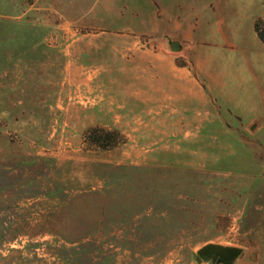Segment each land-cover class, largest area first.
<instances>
[{
	"label": "rangeland",
	"instance_id": "374dc122",
	"mask_svg": "<svg viewBox=\"0 0 264 264\" xmlns=\"http://www.w3.org/2000/svg\"><path fill=\"white\" fill-rule=\"evenodd\" d=\"M256 27L264 0H0V264H264Z\"/></svg>",
	"mask_w": 264,
	"mask_h": 264
},
{
	"label": "water",
	"instance_id": "95a60500",
	"mask_svg": "<svg viewBox=\"0 0 264 264\" xmlns=\"http://www.w3.org/2000/svg\"><path fill=\"white\" fill-rule=\"evenodd\" d=\"M170 49L173 52L180 50L178 43H170ZM240 250L232 247H224L216 244H207L198 250L196 262L199 263L201 259L218 258L224 264H231L232 261L239 255Z\"/></svg>",
	"mask_w": 264,
	"mask_h": 264
},
{
	"label": "crops",
	"instance_id": "0c3cea01",
	"mask_svg": "<svg viewBox=\"0 0 264 264\" xmlns=\"http://www.w3.org/2000/svg\"><path fill=\"white\" fill-rule=\"evenodd\" d=\"M212 56H211V60H217L219 58L218 56H215L214 54ZM242 62H247V60H244ZM226 75H228V74H226ZM227 80H229V83L227 82ZM241 82H242V80L239 77L236 79L235 85H232L230 79H228V76H226V99L228 100V101L226 100V106L230 107L234 114L242 113V112H240V108H238V105H237V103L240 101V98L243 97V92L241 91V89L239 90V87H241ZM228 87H233L236 90H232V94H227L229 92V91H227ZM230 98H232L233 100H229ZM232 104H234V105H232ZM232 106L234 107V109L232 108Z\"/></svg>",
	"mask_w": 264,
	"mask_h": 264
},
{
	"label": "trees",
	"instance_id": "16d2710c",
	"mask_svg": "<svg viewBox=\"0 0 264 264\" xmlns=\"http://www.w3.org/2000/svg\"><path fill=\"white\" fill-rule=\"evenodd\" d=\"M255 32H256V34H257L258 39H259V40L261 41V43L264 45V33H260V32L257 30V27L255 28ZM103 133H104V132H103ZM96 134H97L96 131H92V132H91V135H92L94 138L98 139V141H99L100 143L103 142L102 145H104V146H102V147H105V143L110 141V136H107L108 134H105L106 136L103 137V134H102V133H100V134H102V135H98V136H96ZM104 142H105V143H104Z\"/></svg>",
	"mask_w": 264,
	"mask_h": 264
}]
</instances>
